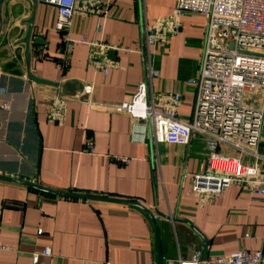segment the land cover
I'll use <instances>...</instances> for the list:
<instances>
[{
    "label": "crops",
    "instance_id": "obj_1",
    "mask_svg": "<svg viewBox=\"0 0 264 264\" xmlns=\"http://www.w3.org/2000/svg\"><path fill=\"white\" fill-rule=\"evenodd\" d=\"M176 2L111 0L102 33L96 13H76L72 38L84 35L116 49L76 43L63 67L57 10L39 0L33 36L40 34L44 43L31 42L29 71L58 87L29 80L24 45L17 44L30 0H4L0 32V83L11 102L0 112V174L51 190L138 202L157 222L162 264L190 260L196 249L205 258L264 248V195L233 185L214 202L201 203L191 193L193 174L206 165L202 135L194 133L187 145L156 143L148 120L145 140L135 141L132 130L140 121L109 106L130 100L151 67L159 75L149 90L155 96L179 93L180 117H192L196 85L188 80L200 69L206 18L186 13L165 43H145L146 27L171 15ZM87 83L94 85V105L82 92ZM87 137L93 152L83 150ZM220 151L236 154L227 147ZM258 151L264 155V123ZM118 156L128 161L119 164ZM0 241L10 247L0 252V264H158L155 225L140 207L50 194L2 179ZM46 247L51 254L33 261Z\"/></svg>",
    "mask_w": 264,
    "mask_h": 264
},
{
    "label": "built area",
    "instance_id": "obj_2",
    "mask_svg": "<svg viewBox=\"0 0 264 264\" xmlns=\"http://www.w3.org/2000/svg\"><path fill=\"white\" fill-rule=\"evenodd\" d=\"M44 2L53 5L58 13L55 29L64 43L63 67L67 66L68 54L76 43L116 49L104 45L102 40L70 36L76 13H96L97 31L102 33L111 0ZM186 13L202 14L207 20L200 69L196 77L188 80L196 85L190 120L179 115V93L155 96L149 90L151 80L159 75L151 67L147 80L137 83L130 100L109 106L140 121L132 130L135 141L145 140L148 120L156 143L187 145L194 133L204 137L206 165L193 174L190 185L191 193L201 203L214 202L233 185L264 195V155L258 151L264 123V0H177L171 15L146 27V46L165 43L179 30L177 18ZM165 25L168 28L164 29ZM107 72L105 68L104 73ZM93 89V83L82 89L90 105L96 104L92 102ZM7 93L6 86L0 83V112L11 108ZM84 145V151L93 152L92 138L87 137ZM221 147L231 148L236 154L222 153ZM245 157L251 161L246 162ZM127 161V157H117L119 164ZM7 249L10 247L0 241V252ZM50 254L51 249L46 247L40 254H34L33 261L38 255ZM202 255L201 249H196L190 260L167 259L166 264H264V248H241L205 258Z\"/></svg>",
    "mask_w": 264,
    "mask_h": 264
},
{
    "label": "water",
    "instance_id": "obj_3",
    "mask_svg": "<svg viewBox=\"0 0 264 264\" xmlns=\"http://www.w3.org/2000/svg\"><path fill=\"white\" fill-rule=\"evenodd\" d=\"M30 1L32 3L31 13L24 20V23L26 24V30H25L24 35L17 41V44H23L24 45L23 57H24L26 68L28 70V78H29V80H31L32 82H34L37 85H48V86L58 87V84L56 82H54L52 80H47L44 78L37 77L33 73H31V71H29L31 42H33L35 44H39V45L44 43V39L42 38V36L40 34H38L35 37L33 36V21H34L36 6H37L39 0H30ZM3 2H4V0H0V32H1V27H2V5H3ZM0 179L25 184V185L31 186L33 188H36L38 190H41L43 192H47L50 194L79 197V198H88V199L116 201V202H121V203L133 204V205L140 207L141 209L145 210V212L150 216L152 222L155 225V232H156V238H157L158 264H162L160 245H159V231H158V227H157V222L154 219V217L150 214V212L144 206L140 205L138 202H134L131 200H126V199H117V198L101 197V196L74 193V192H64V191L51 190V189L45 188L41 185H38L36 183L30 182L27 180H22V179L15 178L12 176H5L2 174H0Z\"/></svg>",
    "mask_w": 264,
    "mask_h": 264
},
{
    "label": "rangeland",
    "instance_id": "obj_4",
    "mask_svg": "<svg viewBox=\"0 0 264 264\" xmlns=\"http://www.w3.org/2000/svg\"><path fill=\"white\" fill-rule=\"evenodd\" d=\"M155 21H156V20H155ZM155 21H154V22H155ZM154 22H153V23H154ZM153 23H152V24H153ZM153 46H154V45H153Z\"/></svg>",
    "mask_w": 264,
    "mask_h": 264
}]
</instances>
